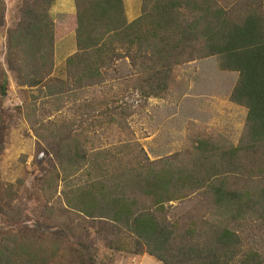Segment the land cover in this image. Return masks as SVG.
I'll return each mask as SVG.
<instances>
[{
    "label": "trees",
    "instance_id": "trees-1",
    "mask_svg": "<svg viewBox=\"0 0 264 264\" xmlns=\"http://www.w3.org/2000/svg\"><path fill=\"white\" fill-rule=\"evenodd\" d=\"M54 1H22L20 20L8 34L7 67L19 87L44 89L56 108L64 102L82 105L68 122L35 129L44 140L41 152L55 162L43 186L56 191L62 180L63 208L50 207L34 228L14 229L21 224L13 205L17 195L12 186L0 190V202L8 208L0 213L11 226L0 233V264H96L91 246L72 242L76 219L106 222L115 251L147 254L160 264H264L258 252L245 249L234 228L253 217L264 221V186L260 194L241 191L232 184L234 177L230 182L222 177V171H240L264 148L263 1L235 0L226 7L229 0H143L140 17L129 23L123 0H76V16L65 29L51 17ZM5 11L0 0V23ZM68 33H75L77 51L65 61V79H52L56 44ZM213 57L220 71L238 74L230 101L245 108L247 118L237 146L201 142L189 165L176 155L159 167L141 157L142 148L133 158L121 152L132 149L129 142L97 148V139L88 136L98 126L103 136L113 129L130 132L124 123L128 112L111 108L106 86L119 62L129 64L132 73L125 80L146 101L183 94L178 69ZM8 86L2 71L0 158L8 130ZM103 87V100L87 98L90 90ZM47 131L49 137L42 136ZM81 171L85 174L77 177ZM197 192L207 197V216L169 221L165 206ZM60 212L73 218L64 223Z\"/></svg>",
    "mask_w": 264,
    "mask_h": 264
},
{
    "label": "rangeland",
    "instance_id": "rangeland-1",
    "mask_svg": "<svg viewBox=\"0 0 264 264\" xmlns=\"http://www.w3.org/2000/svg\"><path fill=\"white\" fill-rule=\"evenodd\" d=\"M22 1L4 0L6 11L0 23V76L4 71L9 78L8 91L4 98L8 130L0 158V190L4 191L12 186L13 192L17 195L13 205L20 211L21 224L13 226L14 229L34 228L44 222L45 212L50 207L55 205L59 209L62 207L64 189L62 180L58 181L56 191H49L43 186L44 180L54 173L55 162L51 154L41 152L44 140L40 139L41 134L38 135L35 129L42 127L49 129L53 123L61 125L65 121L68 122L69 119L75 118L78 106L82 107L77 105L79 103L64 102L65 104L56 108L52 105L56 100H47L44 89L19 87L14 74L8 71V34L20 20ZM262 1L264 3V0ZM234 2L235 0H229L223 5L228 7ZM73 43V39L69 43L66 41L64 49L55 57L52 79H65L67 60L65 57ZM73 48L76 50V40ZM117 69V74L110 72L106 86L111 94V108L117 107L128 112L124 123L130 132L120 134L119 131L116 132L117 129H113L103 136L98 126L95 133L88 135L97 139L94 143L97 148L118 147L129 142L132 149H120L121 152L133 158L142 148L141 157L146 156L150 162H155L160 167L164 161L176 155H181L185 161L189 160L185 164L189 165L188 163L195 157H191V153L201 142L209 141L212 146L226 147L228 144L230 146L239 144L245 132L247 111L230 101L238 74L220 71L218 58L193 62L178 69L177 76L184 82V93L177 92L163 100L145 101L140 97L131 83L125 80V77L132 73L127 62H119ZM104 88L90 90L86 94L87 98L96 97L103 100L106 94H103ZM42 136L49 137L48 131ZM253 157L254 159L243 163L246 169L244 166L235 172V168L228 169L222 171V177L229 182L234 177L232 184L241 191L246 188L260 194V189L264 186V148L253 153ZM82 174L85 172L81 171L76 175L78 177ZM254 186L255 189L252 188ZM149 205L151 203H148ZM64 206L66 207L65 203ZM0 208H4L5 211L8 209L4 201L0 202ZM165 208L169 221L190 222L192 219L196 221L198 217L207 216L209 203L204 194L197 192L184 200L169 203ZM71 217L73 218L67 213H59V220L64 223H68ZM75 221L76 223L71 225L72 242L91 246L96 264H160L147 254L135 255L115 251L112 248L115 236L106 222L88 221L83 224L81 219ZM234 226L245 249L254 250L264 258L263 219L253 217V220L236 223ZM7 229H11V226L7 225L6 217L0 213V233Z\"/></svg>",
    "mask_w": 264,
    "mask_h": 264
},
{
    "label": "crops",
    "instance_id": "crops-1",
    "mask_svg": "<svg viewBox=\"0 0 264 264\" xmlns=\"http://www.w3.org/2000/svg\"><path fill=\"white\" fill-rule=\"evenodd\" d=\"M125 17L126 20L131 23L138 19L141 15L142 10V0H123ZM77 7L76 0H55L51 9V17L55 24L61 28H67L70 26L71 21L74 16H76ZM73 39L75 44V33H68L63 39L58 41L56 44L55 57L58 56L60 51L64 49V45L66 41ZM71 46L68 55L65 57V60L68 59L71 55H73L77 51Z\"/></svg>",
    "mask_w": 264,
    "mask_h": 264
}]
</instances>
